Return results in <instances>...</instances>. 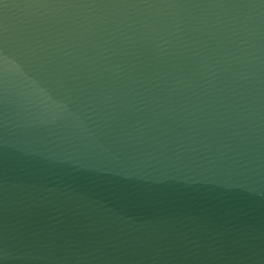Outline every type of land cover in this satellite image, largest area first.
Masks as SVG:
<instances>
[{
  "label": "water",
  "instance_id": "1",
  "mask_svg": "<svg viewBox=\"0 0 264 264\" xmlns=\"http://www.w3.org/2000/svg\"><path fill=\"white\" fill-rule=\"evenodd\" d=\"M0 264H264V0H0Z\"/></svg>",
  "mask_w": 264,
  "mask_h": 264
}]
</instances>
